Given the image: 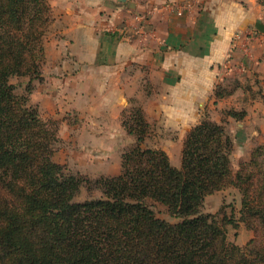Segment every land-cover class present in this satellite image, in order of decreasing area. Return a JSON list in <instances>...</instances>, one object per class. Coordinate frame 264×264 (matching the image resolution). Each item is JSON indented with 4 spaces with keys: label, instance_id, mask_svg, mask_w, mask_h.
Masks as SVG:
<instances>
[{
    "label": "trees",
    "instance_id": "trees-1",
    "mask_svg": "<svg viewBox=\"0 0 264 264\" xmlns=\"http://www.w3.org/2000/svg\"><path fill=\"white\" fill-rule=\"evenodd\" d=\"M23 1L0 0V264L264 262L256 239L247 251L229 252L225 228L215 215L201 212L205 197L227 183L242 189L248 212L249 189L257 191V204L264 196V148L233 175L230 138L215 121H200L185 135L180 166L164 149L135 145L122 153L119 174L91 182L101 198L73 201L85 178L51 161L54 133L8 83L9 76L25 72L26 54L39 47L37 30L22 29L26 22L35 27L40 16L32 7L23 22ZM214 93L221 97L220 86ZM129 111L121 124L141 141L150 123L143 111ZM149 201L165 205L178 221L158 217ZM255 213L264 227L263 207Z\"/></svg>",
    "mask_w": 264,
    "mask_h": 264
},
{
    "label": "rangeland",
    "instance_id": "rangeland-1",
    "mask_svg": "<svg viewBox=\"0 0 264 264\" xmlns=\"http://www.w3.org/2000/svg\"><path fill=\"white\" fill-rule=\"evenodd\" d=\"M127 2H132L133 6L128 8ZM151 2L155 0H37L36 5L34 1L22 2L23 22L32 7L40 16L35 27L26 22L22 29L32 33L33 29L37 30L39 47L32 54H26L22 67L25 72L9 76L8 83L13 94L22 102L25 98L26 106L36 110L45 128L54 133L49 145L51 161L60 164L64 173L85 178L73 201L101 198L100 189L91 182L119 174L122 153L135 145L162 149L161 145L166 142L172 157L181 158L184 138L178 140L176 131L155 121L149 122L141 141L137 140V135L127 133L121 124L122 114L126 112L127 116L130 109L144 112L143 97L139 99L123 92L119 101V95H115L111 87L101 88L103 79L97 71L101 66L111 67L106 60L98 64L101 41L107 43L106 37L119 36L116 28L120 21L128 25L126 20L130 17L139 21L142 17L137 19L138 16L148 18ZM257 3L259 19L264 23V0ZM164 5L176 8L173 3L164 2ZM258 46L254 52L256 61L251 63L249 71L247 67L219 84L223 93L221 97L215 96L219 102L205 105L198 121L223 125L230 138L227 151L233 175L255 150L264 148V42ZM230 111L243 114L232 116L228 114ZM139 130L138 127L136 131ZM245 186L250 188L248 184ZM248 196L250 212L243 208L242 189L229 183L204 199L201 212L215 215L219 225L225 228L229 252L232 247L247 251L253 239L264 247L261 243L264 227L255 213L257 206L264 209V196L257 204L254 187L249 189ZM149 202L158 217L171 223L178 221L165 205Z\"/></svg>",
    "mask_w": 264,
    "mask_h": 264
},
{
    "label": "crops",
    "instance_id": "crops-1",
    "mask_svg": "<svg viewBox=\"0 0 264 264\" xmlns=\"http://www.w3.org/2000/svg\"><path fill=\"white\" fill-rule=\"evenodd\" d=\"M151 6L148 18L130 17L128 25L120 21L119 36L101 41L98 64L106 60L111 67L97 71L101 88L111 87L119 101L123 92L143 97L147 121L176 131L182 140L201 109L219 102L217 86L255 63L256 49L264 42V33L255 30V23L262 22L260 5L257 0H155ZM161 147L179 166L169 144Z\"/></svg>",
    "mask_w": 264,
    "mask_h": 264
},
{
    "label": "water",
    "instance_id": "water-1",
    "mask_svg": "<svg viewBox=\"0 0 264 264\" xmlns=\"http://www.w3.org/2000/svg\"><path fill=\"white\" fill-rule=\"evenodd\" d=\"M120 1H124V0H120ZM255 28L259 31L264 33V23L262 22H257L255 23Z\"/></svg>",
    "mask_w": 264,
    "mask_h": 264
}]
</instances>
